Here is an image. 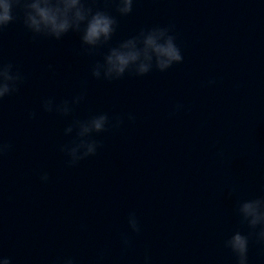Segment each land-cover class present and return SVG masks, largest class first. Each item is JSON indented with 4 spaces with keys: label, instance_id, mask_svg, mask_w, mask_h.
<instances>
[{
    "label": "clouds",
    "instance_id": "clouds-1",
    "mask_svg": "<svg viewBox=\"0 0 264 264\" xmlns=\"http://www.w3.org/2000/svg\"><path fill=\"white\" fill-rule=\"evenodd\" d=\"M106 2L114 3L115 11L120 16H128L133 11L134 0ZM96 4L97 0H0V34L18 19L16 13L22 12L23 25L34 41L40 38L60 41L72 32L79 35L82 54L94 56L99 49L107 47L108 51L103 55L102 62L98 60L91 65L90 73L96 80H119L126 74L141 77L154 69L165 72L174 64L183 62L184 57L172 26L141 28L135 35L112 46L118 21L109 11L96 7ZM49 68L52 66L49 65ZM25 79L24 74L11 61L6 62L0 58V102L18 93ZM207 83L211 85L215 81L209 80ZM85 96L86 92L81 91L70 100L56 102L54 98H46L41 107L44 112L69 117L74 107L84 101ZM183 109V104H177L169 115L174 116ZM35 116V112L29 113L30 119ZM127 119L134 122L136 117L128 113ZM123 123V116L110 117L107 113L74 119L64 129L66 136L75 133L74 138L59 146V151L68 158L67 166L74 167L86 158L95 156L102 145L94 138V134L119 129ZM11 149L10 142L0 139V158ZM40 180L47 183L48 173L42 172ZM234 191L235 188L230 189L228 195L231 196ZM235 212L241 225H246L249 232L245 235L236 230L224 241V247L231 251L236 264H249L250 239L255 238L257 243L264 246V195L238 201ZM127 224L132 233H140L135 212L129 213ZM120 238L126 250L131 239L127 233H121ZM105 256L106 252L102 251L98 260L103 261ZM150 260L145 255L144 264H150ZM0 264H12V260L0 253ZM52 264H76V260L72 257L57 258Z\"/></svg>",
    "mask_w": 264,
    "mask_h": 264
}]
</instances>
